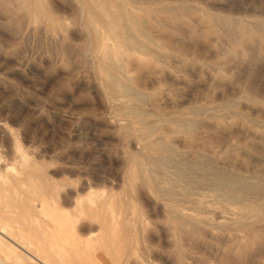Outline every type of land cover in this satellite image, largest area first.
Returning a JSON list of instances; mask_svg holds the SVG:
<instances>
[{
  "label": "rangeland",
  "instance_id": "obj_1",
  "mask_svg": "<svg viewBox=\"0 0 264 264\" xmlns=\"http://www.w3.org/2000/svg\"><path fill=\"white\" fill-rule=\"evenodd\" d=\"M164 2L187 10L165 13L156 20L158 47L150 56L149 67L142 69L137 81L125 80L143 94L141 109L149 112L148 116L168 113L167 117L179 119L205 105L239 103L235 107L239 117L227 113L228 117L220 108L218 115L205 119L197 116L199 125L190 134L184 130L173 134L165 128L164 135L153 132L155 137L148 139L144 137L149 136L147 132L127 120L136 105L123 97V87L96 89L102 76L85 38L56 39L39 22L27 25L26 18L32 11L38 14V21L44 19L48 0H0V176L8 186L17 187V179L28 181L25 173L32 166L40 168L34 158L41 154L44 158L40 162L49 163L48 170L58 165L72 166L82 175L96 176L100 183L95 188L102 191L110 188L103 180L114 178L120 168L118 151H169L172 147V153L174 150L180 158L188 159L185 153L197 152L188 160L195 170L202 162L198 154L203 153L213 159V164L220 162L234 173L253 175L249 179L254 188L248 191L247 201L260 204L258 212L264 219V0ZM193 5L203 9L189 11ZM235 19L242 25L254 21L262 26L247 33L243 42L239 26L226 22ZM130 69L125 64L122 72ZM119 76L124 81L122 73ZM151 138L152 143L146 145ZM7 168L9 177L3 172ZM120 186L116 185L117 192L122 191ZM226 190L217 193L225 194ZM217 200L216 194L211 198L205 195L197 205ZM178 228L175 223L171 225L174 237L184 236V245L195 247V254L208 263L225 257L236 244L231 238H207L203 230H190L191 234ZM155 239L156 244H163L159 235ZM166 255L160 263L171 264ZM230 256L225 264H264V239L248 254Z\"/></svg>",
  "mask_w": 264,
  "mask_h": 264
},
{
  "label": "bare ground",
  "instance_id": "obj_2",
  "mask_svg": "<svg viewBox=\"0 0 264 264\" xmlns=\"http://www.w3.org/2000/svg\"><path fill=\"white\" fill-rule=\"evenodd\" d=\"M201 8L193 5L188 10L201 11ZM185 9L164 0H48L44 19L38 21V14L32 11L26 23L30 26L39 22L56 39L85 38L94 56V66L102 76L96 82V89L123 87V97L136 105L133 114L124 119L131 120L141 132H147L149 136L144 137L149 139L155 137L151 135L153 132L164 135L165 128L173 134L183 130L190 134L199 121L197 116L218 115L220 108L231 117L240 115L235 108L239 103H226L222 107L204 103V107L190 110L179 119L167 117L168 113L148 116L149 112L146 114L141 109L143 94L132 88V84L129 86L128 83L139 79L144 67H149L150 56L157 46L156 20L165 13ZM226 22L232 27L239 26L243 42L247 33L262 26L261 22L254 21L242 25L239 19ZM125 64L131 66L130 72H122ZM214 124L218 122L215 120ZM152 138L146 145L152 143ZM171 148L169 151H118L120 168L114 178L103 180L110 188L102 191L95 188L100 183L96 176L82 175L72 166L58 165L48 170L49 163L40 162L44 158L41 154L33 157L40 168L27 169L24 178L28 181L15 180L16 188L8 186L0 176V264L23 261L27 264H164L160 261L166 254L171 264H225L230 254H248L262 244L264 219L261 220L262 214L258 212L260 204L247 201L248 191L254 188L249 179L253 175L234 173L220 162L213 164V159L203 153L198 154L202 162L195 170L192 160H188L197 152L185 153L189 156L185 159L176 157ZM3 172L9 177L8 168ZM59 175L66 177L57 179ZM72 176L76 179H71ZM116 185L122 186L121 192H117ZM226 188L225 194L217 193ZM212 194L217 195V203L207 201L197 205L203 196L211 198ZM170 222L185 231L203 230L207 238H231L235 247L225 257L208 263L195 254V247L184 245V236L174 237ZM156 235L162 238V245L156 244Z\"/></svg>",
  "mask_w": 264,
  "mask_h": 264
}]
</instances>
